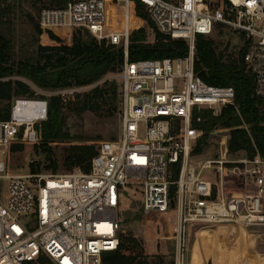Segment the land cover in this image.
<instances>
[{
  "label": "built area",
  "instance_id": "built-area-1",
  "mask_svg": "<svg viewBox=\"0 0 264 264\" xmlns=\"http://www.w3.org/2000/svg\"><path fill=\"white\" fill-rule=\"evenodd\" d=\"M43 8L46 31L83 30L122 48L120 134L102 142L88 172L9 174L5 155L21 137L34 145V127L47 119L48 101L16 100L0 121V264H103L119 250L124 188L138 187L142 212L177 213L175 264H186L194 229H243L261 239L264 228V156L234 158L227 138L217 159L199 165L193 153L205 132L204 113L220 117L235 106L233 87L206 83L196 72L197 37L228 28L243 36V63L254 95L264 101V0H61ZM139 3L155 29L188 44L185 57L129 61V15ZM124 8L123 31L108 25V8ZM36 102L38 119L16 116ZM208 170L211 178L203 176ZM177 173V177H175ZM6 182V186L4 183ZM172 202L174 206L172 207Z\"/></svg>",
  "mask_w": 264,
  "mask_h": 264
},
{
  "label": "rangeland",
  "instance_id": "rangeland-1",
  "mask_svg": "<svg viewBox=\"0 0 264 264\" xmlns=\"http://www.w3.org/2000/svg\"><path fill=\"white\" fill-rule=\"evenodd\" d=\"M50 0H0V35L3 36L10 44L9 62L18 64L19 62L36 63L40 60L42 48L57 47L60 43L54 40L50 33L55 35L62 43L71 46L75 37L80 36L87 40L89 34L86 31L73 29L62 31H46L38 24V17L43 8L51 7ZM138 13L137 3L130 7L129 28H130V45L133 43V34L143 30L146 35L145 44L155 45L161 35L151 23L148 14L144 9ZM141 14V15H140ZM145 16V17H142ZM124 8L112 4L108 8V25L116 31H123ZM42 33H39V30ZM207 39L214 41L215 51L217 54H223L224 61L237 59L243 49V36L237 34L228 28L218 29L215 33L208 36ZM44 62V60L42 61ZM121 71L108 73L99 81L82 87H68L64 89L47 90L37 87L31 81L13 76L11 78L0 79V82L21 81L27 84L34 93V97L13 96L10 106L16 100H47L48 102L54 96L63 98L64 110V132L69 135L68 138L57 140L55 142L45 143L40 135V128L44 121L38 122L34 129L38 134V142L34 145L25 144L20 137L5 155L7 169L9 174L21 175L29 173L39 174H67L72 172L69 163L66 162L70 149L75 146H94L98 150L100 144L106 141L118 139L120 134V115L116 113L112 117H103L92 112L79 114L76 104L84 95L93 89L116 83L121 92ZM15 91V90H14ZM120 97L114 100V106H119ZM7 104V103H3ZM0 104V108L3 106ZM23 108V114L27 117L31 113L36 116L35 104L33 102L26 104ZM243 128L249 131V126ZM227 138L230 139V130L218 128L210 133L207 143L201 146L200 153H193V162L197 170L208 160L217 159L222 149V142ZM198 145L196 146V148ZM195 148V149H196ZM195 151V150H194ZM244 152L232 154L234 158ZM247 154V153H246ZM55 167L56 165V168ZM203 176L211 178L212 173L208 170L203 172ZM177 177V173L175 175ZM6 186V182L4 183ZM121 240L125 243L127 249L122 251L126 255H140L146 258L149 264H175L177 253V213L173 209L166 213H152L145 216L142 212V193L140 188L127 186L124 188L122 203L118 214ZM215 230L218 249L220 247H229L232 252L242 253L245 259H252L251 255L240 252L238 242L231 239H223L217 235L218 228H207ZM201 229H194L191 232L190 240L186 250V264H196L203 256L209 255L206 246L207 240L204 235L198 239L197 234ZM233 231L235 229H232ZM261 239L252 240L247 237L245 230H242L240 243L241 247L255 243V253L261 255L264 253V228H261ZM127 238L135 239L139 246H133L126 242ZM230 240V241H229ZM206 241V242H205ZM233 243V244H232ZM223 247V248H224ZM264 259V258H262ZM204 260L207 261L206 257ZM31 264V263H25ZM40 264H44L40 261ZM201 264V263H200Z\"/></svg>",
  "mask_w": 264,
  "mask_h": 264
},
{
  "label": "trees",
  "instance_id": "trees-1",
  "mask_svg": "<svg viewBox=\"0 0 264 264\" xmlns=\"http://www.w3.org/2000/svg\"><path fill=\"white\" fill-rule=\"evenodd\" d=\"M50 2L51 7L62 5L61 0ZM137 9L138 13H141L142 5L138 3ZM39 33L42 31L39 30ZM49 33L60 45L42 48L41 58L36 63L26 61L18 64H10V44L0 35V79L19 76L39 88L56 90L88 86L108 73L121 71L123 68L122 48L107 45L105 42L100 43L88 32L87 40L77 36L72 45L68 46ZM159 35L160 40L155 45H148L144 43L146 35L143 30L134 33L133 43L129 47V61L174 59L188 54V44L185 41L173 40L161 33ZM244 54L243 48L237 59L224 61L223 54L216 53L214 41L204 36L197 37L195 60L197 74L210 85L233 87L236 101L235 106L225 108L220 117H213L209 112L204 113L205 123L202 128L205 134L194 153H200L201 146L207 143L210 133L218 128H224L230 130L228 148L232 154L245 152L249 158H253L257 153L264 156V101L254 95L253 77L246 71L243 63ZM13 96L34 97V93H31L29 86L21 81L0 82V104L7 103L0 108V121L11 119L10 102ZM119 97V106H114L113 101ZM63 101L60 96H54L48 102L47 119L40 128V135L45 143L69 137L64 132ZM76 108L79 114L89 111L103 117H112L116 113L120 115L119 87L116 83L104 88L97 87L84 95L76 104ZM244 125L249 126V131L243 128ZM96 154L94 146H75L70 149L66 162L69 163L70 170L82 168L88 172ZM126 242L135 247L139 246L133 238H127ZM126 249L125 243L121 241L118 251L103 256V264H149L147 259L141 258L140 255L122 253Z\"/></svg>",
  "mask_w": 264,
  "mask_h": 264
},
{
  "label": "crops",
  "instance_id": "crops-1",
  "mask_svg": "<svg viewBox=\"0 0 264 264\" xmlns=\"http://www.w3.org/2000/svg\"><path fill=\"white\" fill-rule=\"evenodd\" d=\"M215 230H204L202 232L201 235H204V240H207L206 246L208 245L209 247H207V249L209 250V255L207 256H203V259L201 258L200 260H198V262H196V264H264V253H261V255H258L255 253V250L251 249L249 250V247L247 245V241L245 238V246L242 248L241 247V243L240 241L238 242V248L240 250V252H244V254L246 253L247 255H251V257H255L257 259V261L255 263L250 262L248 259H245L244 255L242 253H235V252H231L229 249V247H220L221 249H218L217 247V243H215L216 241V234L214 233ZM201 232H198L197 237L198 239H201L200 236ZM217 235H220L223 239V236L221 235L220 231H217ZM252 237V238H251ZM254 238L256 239V237L254 236H250V239L254 240ZM257 241V239H256ZM259 241V240H258ZM257 241V242H258ZM206 242V241H205ZM256 242V243H257ZM215 247V248H214ZM214 248V249H213ZM229 248V249H228ZM204 257H206L207 261L204 260Z\"/></svg>",
  "mask_w": 264,
  "mask_h": 264
},
{
  "label": "bare ground",
  "instance_id": "bare-ground-1",
  "mask_svg": "<svg viewBox=\"0 0 264 264\" xmlns=\"http://www.w3.org/2000/svg\"><path fill=\"white\" fill-rule=\"evenodd\" d=\"M31 103V102H30ZM34 103V102H33ZM28 104V103H27ZM35 104V111H36V116L33 114V113H31L30 115H29V117H27V116H25L24 114H23V108H25V107H27V105L25 104V106H22V105H20L19 106V108L16 110V116H22V117H24V118H27V119H38L40 116H41V114H40V110L38 109V104L35 102L34 103ZM204 230H211V229H201L199 232H201V231H204ZM242 230L243 229H235L234 231L232 230V228H230V227H226V226H223V227H221L220 228V233H221V235L224 237V235L226 236V239H231L232 241L233 240H235L236 242H239V240H240V237H241V233H242ZM252 238V237H251ZM255 239V238H254ZM230 241V240H229ZM233 244V243H232ZM255 244H256V242L255 243H252L250 246L248 245V247H249V250H253V248L255 247ZM215 248V247H214ZM213 248V249H214ZM249 261L250 262H252V263H255L256 261H257V259L255 258V257H252V259H250L249 258Z\"/></svg>",
  "mask_w": 264,
  "mask_h": 264
},
{
  "label": "water",
  "instance_id": "water-1",
  "mask_svg": "<svg viewBox=\"0 0 264 264\" xmlns=\"http://www.w3.org/2000/svg\"><path fill=\"white\" fill-rule=\"evenodd\" d=\"M174 206V202H172V207Z\"/></svg>",
  "mask_w": 264,
  "mask_h": 264
}]
</instances>
